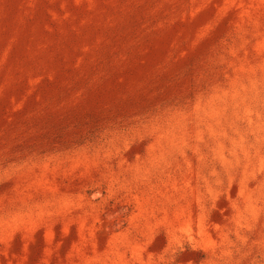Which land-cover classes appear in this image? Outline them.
Returning <instances> with one entry per match:
<instances>
[{
    "label": "rangeland",
    "instance_id": "374dc122",
    "mask_svg": "<svg viewBox=\"0 0 264 264\" xmlns=\"http://www.w3.org/2000/svg\"><path fill=\"white\" fill-rule=\"evenodd\" d=\"M0 264H264V0H0Z\"/></svg>",
    "mask_w": 264,
    "mask_h": 264
}]
</instances>
